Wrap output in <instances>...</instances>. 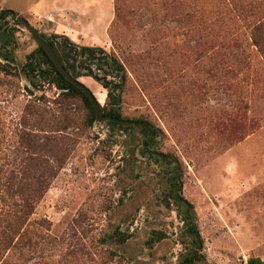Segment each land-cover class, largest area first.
Wrapping results in <instances>:
<instances>
[{
	"label": "rangeland",
	"instance_id": "rangeland-1",
	"mask_svg": "<svg viewBox=\"0 0 264 264\" xmlns=\"http://www.w3.org/2000/svg\"><path fill=\"white\" fill-rule=\"evenodd\" d=\"M31 1L0 0V10ZM101 1L86 14L91 33L125 67L123 114L149 118L160 129L158 151L180 164L181 192L203 239L195 264H264V55L247 21L264 0ZM112 3L117 15L106 33ZM16 14L52 33L42 14ZM16 28L13 71H0V178L24 156L22 132L62 128L70 147L22 245L14 239L4 257L10 264H176L186 238L175 207L163 202L164 163L139 155L135 134L104 120L87 125L79 97L47 82L32 86L19 67L37 42L24 25ZM79 80L105 103L99 82ZM34 104L47 111L29 113ZM60 105L69 109L64 123Z\"/></svg>",
	"mask_w": 264,
	"mask_h": 264
},
{
	"label": "trees",
	"instance_id": "trees-1",
	"mask_svg": "<svg viewBox=\"0 0 264 264\" xmlns=\"http://www.w3.org/2000/svg\"><path fill=\"white\" fill-rule=\"evenodd\" d=\"M256 11L258 12L249 15L248 29L252 43L264 55V10ZM9 15L13 19L12 25L7 20ZM116 15L117 7L114 4V16ZM18 17L12 10H0V60L4 61L0 62V71L4 74L12 73L13 66L9 63L16 59V25H23ZM38 34L73 78L90 76L106 89L105 103L100 106L109 128L120 130L124 134H135L139 155L164 163L162 180L166 189L163 202L166 206L172 204L175 207L186 238L176 264H195L201 261L204 257L203 239L196 223L194 206L181 192L182 173L177 158L167 157L169 154L158 151L160 129L149 118L143 115L130 117L122 112L121 98L126 79L123 63L100 45L79 44L65 34L54 32ZM233 46L238 48L239 43H233ZM19 71L32 86L47 82L59 89L62 96L79 97L87 110V125L93 124L95 111L91 101L82 90L58 71L40 43L37 42L36 47L26 54L25 62L19 67ZM58 110L62 112L59 123L68 121L69 109L60 105ZM46 111L45 107L34 104L29 113L41 116ZM63 133L62 128L43 135L22 132L19 145L24 156L20 158V162L10 164L11 167L7 164L6 168H2L7 175L0 178V264H10L6 259L7 255H4L10 250L14 239V246L22 245L35 204L47 191L61 167L64 155L70 147V141ZM125 239L126 237H123L121 241ZM255 262L259 260L249 259L250 264Z\"/></svg>",
	"mask_w": 264,
	"mask_h": 264
},
{
	"label": "crops",
	"instance_id": "crops-1",
	"mask_svg": "<svg viewBox=\"0 0 264 264\" xmlns=\"http://www.w3.org/2000/svg\"><path fill=\"white\" fill-rule=\"evenodd\" d=\"M101 4V0H32L26 9H14V11L22 15L27 13L31 18H37L42 14V22L52 33L65 34L79 44L100 45L104 40H99L91 33L93 22L86 14H89L93 8L100 10ZM108 4L109 1L106 5ZM113 17L112 3V16L104 25L106 33Z\"/></svg>",
	"mask_w": 264,
	"mask_h": 264
},
{
	"label": "water",
	"instance_id": "water-1",
	"mask_svg": "<svg viewBox=\"0 0 264 264\" xmlns=\"http://www.w3.org/2000/svg\"><path fill=\"white\" fill-rule=\"evenodd\" d=\"M18 20L30 31V33L32 34V36L35 39V41H37L38 43H40L43 46L44 50L46 51V53L48 54V56L52 60V62L55 65V67L58 69V71L69 82H71L73 85L78 87L80 90H82L86 94V96L89 98V100L91 101V103H92V105L94 107L95 119L98 120V121L105 120L106 117L102 114V109H101V106H100V102L96 98L95 94L84 83H82L79 80V78H77V79L73 78L67 72V70L64 68V66L58 62V60L56 59V57H55L54 53L52 52L51 48L48 46V44L39 36L38 31L35 30L33 27H31L30 24L28 23V21L25 18L18 17Z\"/></svg>",
	"mask_w": 264,
	"mask_h": 264
}]
</instances>
